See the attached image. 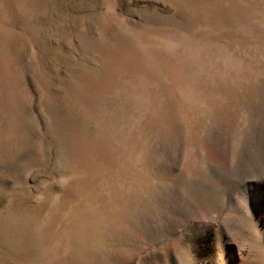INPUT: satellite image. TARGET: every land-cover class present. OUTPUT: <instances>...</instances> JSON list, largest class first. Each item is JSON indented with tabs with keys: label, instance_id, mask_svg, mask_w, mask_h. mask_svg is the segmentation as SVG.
Wrapping results in <instances>:
<instances>
[{
	"label": "rangeland",
	"instance_id": "374dc122",
	"mask_svg": "<svg viewBox=\"0 0 264 264\" xmlns=\"http://www.w3.org/2000/svg\"><path fill=\"white\" fill-rule=\"evenodd\" d=\"M254 173L264 0H0V264H264Z\"/></svg>",
	"mask_w": 264,
	"mask_h": 264
},
{
	"label": "bare ground",
	"instance_id": "6f19581e",
	"mask_svg": "<svg viewBox=\"0 0 264 264\" xmlns=\"http://www.w3.org/2000/svg\"><path fill=\"white\" fill-rule=\"evenodd\" d=\"M261 172H263V171H261ZM254 175L261 176V179H263V184H261V183L250 184V186L252 188V194H250V197L245 198L243 202L239 201L240 199H239L238 192H237L238 190L235 191L237 185L239 184V182L243 178L236 176L235 184L231 188V190H232L231 192H233V191L236 192L235 197L231 198V210L230 211L232 212L233 220L235 218V221H233V223H230L232 226V230H233V228H236L235 223L238 220V217L246 215L257 226V228L259 230L264 231V173H260V174L254 173L252 175L250 174L249 176L246 175L245 177H249V178H246L245 180L251 179L252 176H254ZM220 237H222V236H220ZM208 240H209V238H208ZM235 253L236 252H233V256H232L233 264H241V262L238 261V259L236 258Z\"/></svg>",
	"mask_w": 264,
	"mask_h": 264
}]
</instances>
